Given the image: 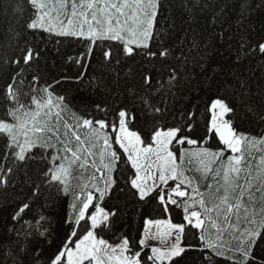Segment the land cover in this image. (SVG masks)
<instances>
[{
  "label": "snow or ice",
  "instance_id": "snow-or-ice-1",
  "mask_svg": "<svg viewBox=\"0 0 264 264\" xmlns=\"http://www.w3.org/2000/svg\"><path fill=\"white\" fill-rule=\"evenodd\" d=\"M166 2L0 0L12 13L8 36H19L15 26L36 34L0 58V193L14 206L12 221L29 201L71 197L58 244L42 214L46 225L37 221L32 232L8 237L3 264H264V132L241 127L244 120L264 126V82L254 83L255 69L243 67L264 58V38L253 43L246 28L264 0L241 5L232 35L223 27L232 16L229 0H180L186 19L179 29L164 14ZM36 38L82 42L85 50L68 60L85 70L100 48L101 75L88 87L103 86L105 99L78 106L57 91L66 81L83 83L87 73L52 77ZM217 41L227 46L232 67L207 76L211 55L220 53ZM257 67L264 72V63ZM225 72L223 91L214 88V76ZM138 112L147 135L134 130ZM110 114L117 119L110 122ZM117 190L136 205L182 211L180 223L145 220L168 225L162 247L148 243L155 235L137 241L122 233L116 244L105 238L121 218L120 205L108 203ZM37 235L48 249L31 246Z\"/></svg>",
  "mask_w": 264,
  "mask_h": 264
},
{
  "label": "trees",
  "instance_id": "trees-1",
  "mask_svg": "<svg viewBox=\"0 0 264 264\" xmlns=\"http://www.w3.org/2000/svg\"><path fill=\"white\" fill-rule=\"evenodd\" d=\"M229 2L234 5L232 16L230 18V23H225L223 27L227 30L228 35H232L236 33L237 30L236 14L240 11L241 5L245 3H252L254 6V3L259 2V0H229ZM179 3L180 0H167L164 12L165 16L175 20L178 29L183 25V19H186V17H183V19L181 17ZM11 15L12 13L10 11L5 12L2 8H0V58L13 56V46L18 43L20 47H23L26 42H33L36 37L35 33H29L20 26H15V31L19 33L18 37L15 36V33H13L12 36H8L6 33L7 22L5 21L7 20L8 22H11ZM25 16H27V13H25ZM246 28L253 43L258 39L264 38V10L251 13ZM219 30L220 29L218 27L217 31ZM241 32H243V29ZM44 35L46 36L47 34ZM55 39L56 38H53L52 42L44 44H41L38 38L35 39V43L46 49L47 52L46 60L41 61V66L43 67L46 64L47 71L52 77L57 79H59L62 75L75 77L81 71H86L87 73L83 83H77L74 80L66 81L57 89V91L61 94L68 95L72 100V103L78 106H82L84 103H90L93 101H103L106 97V92L103 90V86L101 89L96 90L88 87V81L94 75H101V49H95V52L91 57L90 67L85 70L78 68L75 63L69 62L68 60V57L79 56V54L85 50L82 42L71 38H61V44L56 45ZM57 47L59 48L58 52ZM216 47L219 48L220 53H223V55H220L218 52H213L208 61L207 72L205 73L207 76H213V69L230 70L232 67L227 46L222 45L221 42L217 41ZM261 63H264V58H261L258 55L255 59H252L251 61L246 60L244 62L243 67L245 69L249 68V65H251L252 69H255V71H249V75L252 77L254 83L256 81L264 82V72L257 67V65ZM226 75V72L215 75L212 80L213 87H220L223 91V81L225 80ZM201 79H204V76H201ZM0 83H2V81H0ZM108 87L114 94L116 93V85L112 82V77H108ZM123 98V96H120L118 99L122 100ZM157 99H159V97H157ZM199 99L200 101H203L206 97L201 95ZM191 100L192 103L198 102L196 93L192 94ZM201 111H203V108H201ZM241 115L243 116V114ZM142 118L143 113L138 112L137 123L134 130L140 129L144 131L145 135H147V129L143 126ZM108 119L111 122L115 121L117 118L114 114H110ZM169 119H171V117ZM241 127L243 130L252 132L253 134L264 132V126L256 127L254 124H249L247 120L243 121ZM200 132L201 129H198L193 135L197 136ZM212 146L215 147L216 145L213 143ZM185 147L188 146L185 145ZM0 162H2V160H0ZM89 172H91V170H89ZM72 183L75 186L79 183V180L73 179ZM122 183L123 181H121V184ZM130 199V196H126L117 190L112 199L108 201L109 204H119L121 207V218L118 220L116 229L114 232L108 233L105 237L110 243L118 242L122 233H127L133 239L138 241L140 239L143 222L145 220H165L168 216L172 223H180L182 221L183 213L180 209L173 208L171 213H164L161 209L156 207L155 203L150 205H136L134 201L129 202ZM5 200V195L0 193V249L7 250L9 248L10 241L8 240V237L11 236L12 240L15 241L17 239V231L21 234L32 232L33 226L37 224V221H39V217L42 214L47 216L51 222V227L54 230L53 235L56 237V244H58L60 239L65 236L66 225L63 221L70 211L69 203L71 201V197H64L61 195L59 198H56L54 195L51 200H46L42 197L35 203L29 201L32 205L31 208L26 210L23 217L18 221L11 220V214L14 206L10 203H6ZM39 223L41 225H46L45 221H39ZM129 225L131 226L129 227ZM13 229L16 231H13ZM189 238H191L190 233ZM21 242H24L22 237ZM31 246L43 249L49 248L48 241L40 238L38 235L31 239ZM0 264H3L2 257H0Z\"/></svg>",
  "mask_w": 264,
  "mask_h": 264
},
{
  "label": "rangeland",
  "instance_id": "rangeland-1",
  "mask_svg": "<svg viewBox=\"0 0 264 264\" xmlns=\"http://www.w3.org/2000/svg\"><path fill=\"white\" fill-rule=\"evenodd\" d=\"M166 231H169L168 225L166 223L160 224V225H156V224H147L146 225L144 222L143 229L141 232V236L147 235L148 237H152L155 235L156 238L155 239L149 238L148 243L152 246L162 247L163 244L165 242H167L168 239H170L169 237H166L163 235ZM141 236H140V238H141ZM116 243H119V241ZM116 243H112V244H116ZM147 251L150 252V249H148Z\"/></svg>",
  "mask_w": 264,
  "mask_h": 264
}]
</instances>
